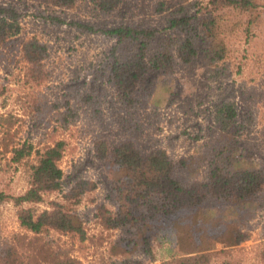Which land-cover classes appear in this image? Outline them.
<instances>
[{"label": "rangeland", "instance_id": "rangeland-1", "mask_svg": "<svg viewBox=\"0 0 264 264\" xmlns=\"http://www.w3.org/2000/svg\"><path fill=\"white\" fill-rule=\"evenodd\" d=\"M207 1L120 0L111 15L102 17L89 0H78L74 9L35 0H0V7L10 6L17 15L6 20L13 30L0 36V192L18 196L28 187L27 170L34 155L21 164L10 161L12 149L26 141L39 150L54 141H65L59 162L64 174L62 191L80 180L96 184L77 207L84 220L85 241L55 231L35 236L19 226L18 208L12 202L0 204V264H49L53 257L64 255L82 264H112L121 259L113 254L112 246L122 233L104 230L93 217L98 204L112 208L105 191L106 172L97 160L101 148L109 152L127 137H134L141 153L165 149L173 162L205 154L217 133L215 105L234 103L247 127L241 139L245 152L257 153L261 125L255 124L264 114V18L248 32L243 26L230 30L225 58L216 66L205 67L198 56L190 66H178L164 75L171 93L158 107L151 105L152 81L145 79L135 107L129 110L132 115L118 103L99 68L111 40L79 33L69 25L150 26L162 35L177 9L199 16ZM256 1L264 4V0ZM159 3L163 7L157 13ZM222 19L230 26L241 21V16L225 11ZM30 37H36L45 51L41 64L37 58L35 66L20 53V43ZM87 94L92 97L85 98ZM127 123L134 128L131 134ZM62 191L44 195L34 209L42 211L51 201L60 202ZM256 203L259 207L247 223L246 240L228 250L217 245L206 264H264V190ZM155 245L152 259L137 253L117 264H179L177 257Z\"/></svg>", "mask_w": 264, "mask_h": 264}, {"label": "trees", "instance_id": "trees-1", "mask_svg": "<svg viewBox=\"0 0 264 264\" xmlns=\"http://www.w3.org/2000/svg\"><path fill=\"white\" fill-rule=\"evenodd\" d=\"M35 1L60 9H74L78 2ZM89 2L100 16L107 17L118 8L120 0ZM157 7L159 13L163 4ZM176 11L162 35L150 26L69 23L79 33L99 34L113 43L98 64L127 115H132L129 110L135 107L145 79L153 85L151 105L158 107L171 93L164 75H170L178 66H190L198 56L205 67L216 66L225 58L229 31L243 26L248 32L264 18V4L256 0H208L199 16L182 8ZM225 11L237 13L241 21L230 26L223 24ZM16 16L12 7H0V36L13 30L6 20ZM37 40L30 37L20 43V53L32 66L37 58L41 64L45 52ZM89 97L92 96L85 95ZM212 112L218 128L205 154L173 162L165 149L141 153L134 137H127L109 152L101 148L97 153L106 172L105 191L112 208L98 204L93 217L104 230L122 233L112 246L113 254L121 259L112 264L127 261L137 253L152 259L153 244L165 249L170 257H177L179 264H206L211 257L209 252L217 245L228 250L246 240L247 223L259 207L256 197L264 190V114L254 123L256 127L261 125L257 153H250L242 145L247 127L239 119L237 106L219 103ZM126 129L131 134L134 128L127 123ZM65 146L64 140H57L39 150L26 141L13 148L12 163L21 164L34 155L27 170L28 187L18 196L0 192V204L12 202L18 208L19 226L35 236L55 231L74 234L79 241H85L84 220L77 207L82 196L96 184L80 180L68 191H62L64 174L59 162ZM60 191V202L51 201L42 211L34 209V205L43 202L44 195ZM49 264L82 263L64 255L53 257Z\"/></svg>", "mask_w": 264, "mask_h": 264}]
</instances>
